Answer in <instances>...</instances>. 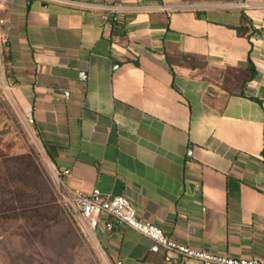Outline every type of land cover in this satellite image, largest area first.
<instances>
[{"label": "crops", "instance_id": "obj_1", "mask_svg": "<svg viewBox=\"0 0 264 264\" xmlns=\"http://www.w3.org/2000/svg\"><path fill=\"white\" fill-rule=\"evenodd\" d=\"M0 20L16 100L71 189L264 261V0H0ZM94 238L110 264H165L130 228Z\"/></svg>", "mask_w": 264, "mask_h": 264}, {"label": "rangeland", "instance_id": "obj_2", "mask_svg": "<svg viewBox=\"0 0 264 264\" xmlns=\"http://www.w3.org/2000/svg\"><path fill=\"white\" fill-rule=\"evenodd\" d=\"M26 114L0 97V264H110L63 202Z\"/></svg>", "mask_w": 264, "mask_h": 264}, {"label": "built area", "instance_id": "obj_3", "mask_svg": "<svg viewBox=\"0 0 264 264\" xmlns=\"http://www.w3.org/2000/svg\"><path fill=\"white\" fill-rule=\"evenodd\" d=\"M0 23L3 21L0 20ZM7 42V36L0 33V97L10 104L17 105L14 93L15 83L6 76V63L2 52ZM25 123L30 131L38 137L35 120L31 114L25 115ZM69 175V170H56L61 198L73 210L82 231L93 238L100 225L104 223V227L108 231H113L118 227H127L149 239L152 243L150 251L162 253L165 264H184L188 260L197 261L200 264H264V261L256 258L242 259L219 255L178 243L167 236L160 227L140 220L133 204L126 197L108 198L97 189L90 194L71 189L64 179Z\"/></svg>", "mask_w": 264, "mask_h": 264}, {"label": "trees", "instance_id": "obj_4", "mask_svg": "<svg viewBox=\"0 0 264 264\" xmlns=\"http://www.w3.org/2000/svg\"><path fill=\"white\" fill-rule=\"evenodd\" d=\"M243 31H244L243 29H239V30H238V33H239L240 35H243V34H244ZM189 59H190V58H188V61H189ZM5 63H6L7 71L10 73V78H12V68H11V65H10V61H9V59L5 58Z\"/></svg>", "mask_w": 264, "mask_h": 264}, {"label": "water", "instance_id": "obj_5", "mask_svg": "<svg viewBox=\"0 0 264 264\" xmlns=\"http://www.w3.org/2000/svg\"><path fill=\"white\" fill-rule=\"evenodd\" d=\"M190 150H192V146L190 147Z\"/></svg>", "mask_w": 264, "mask_h": 264}]
</instances>
